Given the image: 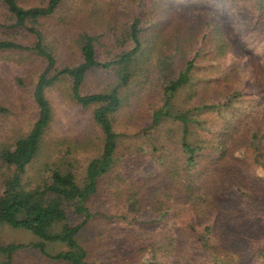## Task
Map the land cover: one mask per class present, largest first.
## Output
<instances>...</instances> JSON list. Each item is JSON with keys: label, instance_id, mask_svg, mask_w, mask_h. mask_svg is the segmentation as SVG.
I'll return each instance as SVG.
<instances>
[{"label": "trees", "instance_id": "1", "mask_svg": "<svg viewBox=\"0 0 264 264\" xmlns=\"http://www.w3.org/2000/svg\"><path fill=\"white\" fill-rule=\"evenodd\" d=\"M0 2L9 21L1 26L12 31L0 55L29 51L44 62L30 94L36 118L0 148V226L38 240L0 243V264L27 249L95 264L78 238L91 221L111 264H264V0H123L122 18L72 40L81 60L64 66L38 26L65 0ZM236 35L256 63L247 69L254 98L241 106L243 67L235 52L224 62ZM101 71L114 82L83 94ZM64 80L90 119L51 135L46 89ZM154 131L162 142H150ZM228 162L235 169L223 178ZM50 243L64 249L51 253Z\"/></svg>", "mask_w": 264, "mask_h": 264}, {"label": "rangeland", "instance_id": "2", "mask_svg": "<svg viewBox=\"0 0 264 264\" xmlns=\"http://www.w3.org/2000/svg\"><path fill=\"white\" fill-rule=\"evenodd\" d=\"M123 0H65L62 11L56 13L49 20H43L42 25L38 26L44 36V40L55 47V55L57 57V65L64 66L67 64L78 63L81 60L78 47L75 46L76 36L82 31L103 32L109 22L114 18H122L119 4ZM48 0H20L24 7L45 6ZM118 4V5H117ZM97 8L98 15L90 18L88 10ZM7 12L5 5L0 2V39L8 37L10 32L1 26V23L7 20ZM29 26V25H28ZM17 37L20 35L24 44L33 43L35 36L25 29H20ZM237 32V31H236ZM168 34L170 32H167ZM233 48L231 55L224 59V62H230L233 52L239 57L240 66L243 67L240 78L239 89L244 93L241 97L239 106L254 98L252 94L251 84L253 78L247 71L249 66L256 63L249 59L250 51L246 47H242L241 41L236 35L232 39ZM253 54V53H252ZM251 54V55H252ZM252 61V63L250 62ZM44 64L42 59H38L31 55L29 51H18L15 54L6 56L0 55V148L11 142L12 136L18 128H28L38 114V109L31 99V90L35 84L36 77L39 74L40 65ZM17 78H21L22 83L17 82ZM113 74L110 71L97 72L90 74L82 86L83 94L103 91L110 81H114ZM69 81L64 80L57 82L46 89V96L49 98L53 118L48 128L51 135L68 134L76 130L82 129L89 123L90 114L87 111L77 107L68 96ZM237 105V104H236ZM148 111L152 112L155 108L149 106ZM143 136L142 132H139ZM149 137L152 144L161 141L162 131L158 134L156 131ZM147 138L146 135L143 138ZM149 140V139H147ZM162 142V141H161ZM85 159V157H83ZM1 162V161H0ZM235 165L232 162L226 163L221 171L223 178L231 175ZM3 168L0 163V176ZM255 199L247 198L243 204H253ZM254 206V205H251ZM101 225L97 222H88L79 232L78 238L87 251V259L95 264H111L107 261V255L110 254L106 250L97 236V231ZM38 238L25 229L12 228L7 224L0 226V243L6 244L11 242L27 243L37 241ZM101 244V245H100ZM64 249L63 245L48 244L47 250L51 253ZM12 264H66L60 261L50 260L35 250H19L14 253Z\"/></svg>", "mask_w": 264, "mask_h": 264}]
</instances>
